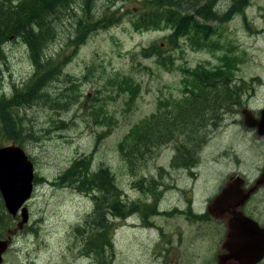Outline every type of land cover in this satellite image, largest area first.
Segmentation results:
<instances>
[{
  "label": "rangeland",
  "instance_id": "rangeland-1",
  "mask_svg": "<svg viewBox=\"0 0 264 264\" xmlns=\"http://www.w3.org/2000/svg\"><path fill=\"white\" fill-rule=\"evenodd\" d=\"M230 1L222 0V5L227 6ZM146 5L147 0H96V16L116 11L121 18L91 33L77 48L71 39L76 32V21L83 13L80 3L74 1L71 7L63 8L59 16L53 17L55 36L43 50L47 56L70 55V59L63 72L46 86L57 104L38 100L19 105L18 113L25 126L23 145L34 157L38 176L44 180L36 184L29 201V226L14 235L3 264H100L95 253L86 252L84 234L76 232V226L93 211V198L86 192L54 182L76 157L92 151V168L109 166L124 191V199L130 203L149 198L139 187L141 179H147V185L152 184L153 175L159 174L158 180L170 187L160 203L159 199L148 200L168 212H157L146 220L139 210L118 219L113 233L112 264H210L212 240L223 230L221 222L209 216L202 220L185 217L181 208L193 203L194 209L202 213L216 191L217 180L222 183L230 171L239 168L247 176L257 172L254 167L242 169L233 164L234 156L251 145L248 138L231 139L226 130H239L236 125L210 130L213 137L207 147L199 149L200 164L193 174L170 166L180 138L162 145L134 170L130 169L118 144L135 123L150 116L162 101L183 96L185 76L189 74L186 69L195 68L206 59L212 65L217 64V58L225 54L229 45H235L231 55L240 57L233 78L247 90V84L256 77L255 87L262 93L264 31L259 28L264 27V0H250L244 11L247 15L238 13L222 24V35H214L213 40L220 39L224 46L216 50L194 47L185 37L170 41L171 26L139 27L140 13H144ZM180 7L188 13L195 10L193 4L183 3ZM153 43L162 45L166 64H160L156 55H143L144 48ZM3 51L0 97L3 94L9 97L16 86L33 74L35 64L22 37L6 41ZM125 77L137 82L139 87L131 106H128V90H124V83L120 86ZM216 79L221 81L225 76L219 75ZM69 97H74V102L68 108H59L58 101ZM63 119L68 126H60ZM111 125L114 128L97 143L99 133ZM10 140L0 125V142ZM223 148L228 151L225 158L220 154ZM258 152L255 166L260 167L264 165V147L260 146ZM262 205L264 216V200ZM33 226L37 227L36 233L30 231Z\"/></svg>",
  "mask_w": 264,
  "mask_h": 264
},
{
  "label": "trees",
  "instance_id": "trees-1",
  "mask_svg": "<svg viewBox=\"0 0 264 264\" xmlns=\"http://www.w3.org/2000/svg\"><path fill=\"white\" fill-rule=\"evenodd\" d=\"M76 0H0V53L2 44L7 39L22 37L29 45L31 56L36 64L35 73L29 78L24 87L15 89L11 97L3 95L0 98V125L7 139H14L23 145L25 126L18 113L19 105H30L41 100L44 103H56V100L47 93L46 86L59 76L64 69L70 55L59 58L47 56L44 47L50 38L55 36V28L52 19L60 14L63 8L70 7ZM84 14L78 19L77 32L71 39L72 44H79L86 36L99 27H106L120 19V16L109 15L96 18L95 1L82 0ZM151 7L153 4L158 12L152 13L150 22L157 23L164 17L169 22L172 20L174 6L180 0H147ZM151 18V19H150ZM177 24L184 25V16L176 15ZM200 83L193 85L191 95L175 103L172 110L153 113L142 122L134 125L119 142V149L124 158L129 162L130 169L142 165L153 151L162 143L171 140L175 135L182 133L185 136L198 133L201 125L210 117L221 113L225 108L216 103L226 98H239L240 92L220 82L206 87L204 77H199ZM125 82L127 89L132 94L138 87L129 79ZM210 84V85H211ZM227 92L228 97L224 96ZM5 96V97H4ZM11 99V100H10ZM74 97L58 101L59 108H68V104L74 102ZM133 97H131V101ZM238 100V99H236ZM11 121V122H10ZM13 122V124H12ZM61 127L68 126V122L61 120ZM105 131L99 133L97 143L103 137ZM1 144V142H0ZM94 152L82 154L59 175L63 184H68L80 191H94V209L88 215L85 222L76 227V232L85 236V250L87 253H95L100 264H111L113 261L114 242L113 232L117 219L137 210L143 211V216L151 215L148 203L140 200L129 205L122 197L123 190L119 187L114 172L109 166L101 165L99 170L92 169ZM184 166H191L195 162L194 154L181 158ZM191 162V163H190ZM145 179L138 181L139 187L144 191L149 190ZM5 206L0 194V236L4 233L5 226L11 220V216L5 212Z\"/></svg>",
  "mask_w": 264,
  "mask_h": 264
},
{
  "label": "water",
  "instance_id": "water-1",
  "mask_svg": "<svg viewBox=\"0 0 264 264\" xmlns=\"http://www.w3.org/2000/svg\"><path fill=\"white\" fill-rule=\"evenodd\" d=\"M253 124L259 129L264 127V122ZM33 169L31 160L20 146L13 144L0 148V189L13 214L17 213L31 194ZM262 182H264V172L251 190L256 189ZM231 185L210 202L209 211L211 213L223 214L233 208L245 216L240 210L245 194L239 185L234 184L233 187ZM230 191L231 194H229ZM26 210V208L23 209L24 221L27 219ZM7 245L8 240L0 239V264L2 253ZM223 247L227 251L219 255V264H255L264 257V233L261 232V227L256 221L247 216L244 218L239 216L236 220L229 222V230Z\"/></svg>",
  "mask_w": 264,
  "mask_h": 264
},
{
  "label": "flooded vegetation",
  "instance_id": "flooded-vegetation-1",
  "mask_svg": "<svg viewBox=\"0 0 264 264\" xmlns=\"http://www.w3.org/2000/svg\"><path fill=\"white\" fill-rule=\"evenodd\" d=\"M211 21V19L209 20ZM218 20H215V22H217ZM261 32L264 31V27L260 28ZM231 57H234L233 55ZM227 55L225 57H223L222 59L220 58V62L222 60L228 61L227 59ZM234 64H223L222 65V69H220V71L216 72V75H221L222 72H226V75L231 74V70H233L234 68ZM206 68H212V65H206L204 64V66H202L201 73H205L206 72ZM228 81H230V83L233 85H237L238 84V80L237 78H227ZM257 78L254 77L252 79V81L250 83H248V89L245 90L244 92V97L242 98L241 103L238 106H234L231 107L229 109H227L224 113H222L220 121L216 122V126H208L207 131L205 132V134H202L199 138V141L201 140L202 145H201V150H203L205 147H207L212 139V135L208 133V130H214L217 128H228V126L231 125H236L238 126L239 130L236 129H228L226 130V133L231 137V139H233L234 141L242 136H245L246 138H248V140L250 141L251 145L245 149L241 154H236L233 158V164H236V166L241 167L242 169H245L246 167H254V169H257V172L253 175V176H247L245 175V171L240 170V168L238 170H232L229 172L228 174V178L233 177V176H241L244 180V185L249 187L251 185H253V183L255 182L256 178L261 174V172L264 170V165H261L260 167L255 166L258 159H259V152H258V148L264 147V133L263 134H259L258 132V128L257 127H253L250 126V123L254 120H259V118L262 115V111H264V91L262 93H259L258 90L256 89L255 85L257 84ZM259 102V104L256 105V103ZM246 115L248 116V118L246 117ZM228 116H230V120L228 119ZM263 121H264V116L262 117ZM214 119H210L209 125H213ZM230 121V122H227ZM227 150L225 148H223L220 152V154L225 158V156L227 155ZM252 155V156H248V155ZM250 160V164H247V162ZM227 161V160H226ZM246 163V164H245ZM242 164H245L244 167H242ZM227 178V179H228ZM216 179V177H215ZM218 179V178H217ZM227 179L225 180L224 183L217 182V192L214 194L216 195L217 193L220 192V190L223 188L224 184L227 182ZM239 186L242 187V184L240 183ZM165 188V187H164ZM264 185L261 186L255 193L252 194V196L250 197V199L246 202V204L244 205L243 209L244 211L249 214V216L255 218L256 220H258L262 226H264V216H263V205L262 202L264 200ZM165 198V194L162 195V199ZM208 206V205H207ZM207 206L205 208V211H203L201 213L202 217H207L209 216L210 218H212L209 214H207ZM223 218L221 219H216L218 221L221 222L222 226H223V230L217 232V235H215L213 237L212 243L214 246V250L211 251V253L214 254L215 257V261L218 264V254L222 251V244H223V240L226 234V225H225V221L229 218L232 217V210H227L222 214ZM216 254V255H215ZM258 264H264V259L259 262Z\"/></svg>",
  "mask_w": 264,
  "mask_h": 264
},
{
  "label": "bare ground",
  "instance_id": "bare-ground-1",
  "mask_svg": "<svg viewBox=\"0 0 264 264\" xmlns=\"http://www.w3.org/2000/svg\"><path fill=\"white\" fill-rule=\"evenodd\" d=\"M5 97V96H4ZM9 97H11V96H9ZM0 98H2V97H0ZM5 98H7V96L5 97ZM11 100V99H10ZM19 107V106H18ZM11 122V121H10ZM12 124H13V122H12ZM191 163V162H190Z\"/></svg>",
  "mask_w": 264,
  "mask_h": 264
}]
</instances>
